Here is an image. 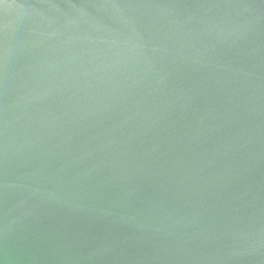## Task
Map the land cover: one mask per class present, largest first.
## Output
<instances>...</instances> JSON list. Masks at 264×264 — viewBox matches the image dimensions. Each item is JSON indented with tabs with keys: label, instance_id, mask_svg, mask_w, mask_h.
<instances>
[{
	"label": "water",
	"instance_id": "95a60500",
	"mask_svg": "<svg viewBox=\"0 0 264 264\" xmlns=\"http://www.w3.org/2000/svg\"><path fill=\"white\" fill-rule=\"evenodd\" d=\"M0 264H264V0H0Z\"/></svg>",
	"mask_w": 264,
	"mask_h": 264
}]
</instances>
